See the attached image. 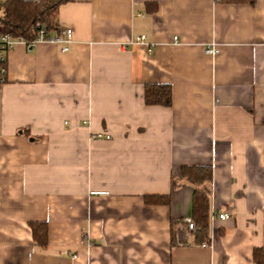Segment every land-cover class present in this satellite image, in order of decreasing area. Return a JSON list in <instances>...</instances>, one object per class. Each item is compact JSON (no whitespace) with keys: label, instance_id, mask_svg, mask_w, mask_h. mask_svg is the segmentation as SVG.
Wrapping results in <instances>:
<instances>
[{"label":"crops","instance_id":"obj_1","mask_svg":"<svg viewBox=\"0 0 264 264\" xmlns=\"http://www.w3.org/2000/svg\"><path fill=\"white\" fill-rule=\"evenodd\" d=\"M57 23L69 50L19 41L0 83V264H254L264 0H75ZM152 83L171 86V106L145 104ZM184 165L212 168L202 242H177L194 190ZM33 221L47 224L45 247Z\"/></svg>","mask_w":264,"mask_h":264},{"label":"trees","instance_id":"obj_2","mask_svg":"<svg viewBox=\"0 0 264 264\" xmlns=\"http://www.w3.org/2000/svg\"><path fill=\"white\" fill-rule=\"evenodd\" d=\"M75 0H3L0 1V24L2 30L14 37L33 42L44 30L47 36L60 33L57 23L59 7ZM235 4H253L255 0H220ZM156 4L151 11L156 10ZM6 76L2 83L6 82ZM146 105L169 107L172 103V88L169 84H146L144 89ZM183 181L193 186L191 217L195 224V240L209 238L210 186L213 173L210 166L184 165L180 169ZM173 185L175 183L173 182ZM147 205H167L168 195H145ZM34 243L39 247L47 245L46 222L29 223ZM254 264H264V248H254Z\"/></svg>","mask_w":264,"mask_h":264},{"label":"built area","instance_id":"obj_3","mask_svg":"<svg viewBox=\"0 0 264 264\" xmlns=\"http://www.w3.org/2000/svg\"><path fill=\"white\" fill-rule=\"evenodd\" d=\"M72 37V30L71 29H65L61 30L60 33L54 34L51 36H47L44 30H40L38 37L33 42H27L21 37H14L8 32H5L2 30V26L0 24V83H2L3 79L7 75V55L12 50L14 45L17 42H23L29 49H31L36 43L39 42H50L57 44L61 47V50L63 52L68 51L69 47L68 44L71 42ZM138 41H145V36H140L137 39ZM174 41H176V38H174ZM151 47V46H150ZM149 50H151L149 48ZM216 48H207L206 53L210 55H215L217 53ZM110 136L105 135L106 139H109ZM216 217L220 220H226L229 218L228 214L226 213H219L216 214ZM184 225H180V229L177 231V242L182 243L183 237H185L186 232L191 233L195 231V224L192 219V217H186L183 222ZM189 245H195V242L193 239H190L188 241ZM201 247H210L209 243H202L200 245Z\"/></svg>","mask_w":264,"mask_h":264}]
</instances>
